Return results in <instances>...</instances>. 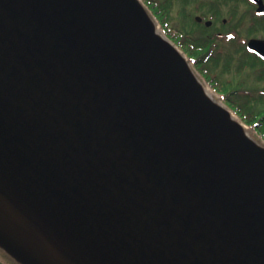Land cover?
Returning <instances> with one entry per match:
<instances>
[{
  "label": "water",
  "instance_id": "95a60500",
  "mask_svg": "<svg viewBox=\"0 0 264 264\" xmlns=\"http://www.w3.org/2000/svg\"><path fill=\"white\" fill-rule=\"evenodd\" d=\"M0 247L22 264H264V146L141 0H0Z\"/></svg>",
  "mask_w": 264,
  "mask_h": 264
},
{
  "label": "rangeland",
  "instance_id": "374dc122",
  "mask_svg": "<svg viewBox=\"0 0 264 264\" xmlns=\"http://www.w3.org/2000/svg\"><path fill=\"white\" fill-rule=\"evenodd\" d=\"M165 1V0H160ZM172 5L170 9V17L167 22V28L174 33H185L189 38L195 37V38H201V42H207V39L205 37V34L207 32V29L205 26L201 23L200 25H197L196 22V16L197 15H203V11H200V9L195 8L197 6H202L205 1L202 0H171ZM186 1V2H185ZM215 3L220 4L219 1H215ZM222 5V4H221ZM223 8L225 14L223 15L224 18L228 19L227 27H230L232 25L233 18L230 17L232 15V3L229 5H223L220 6V8ZM246 5L243 3L241 4L242 11ZM151 13V12H150ZM188 14L184 15V14ZM246 19H243L240 23H252L251 17L245 15ZM208 18H211L208 16ZM256 20V19H255ZM234 23V21H233ZM257 25L254 26L258 31H254V35L256 37H264V24L256 23ZM160 28L162 31L167 34L166 31L163 29V26L160 25ZM247 29H240L239 30V37L235 34V37L237 38L236 41L238 45L244 43V41H247ZM188 32L190 34H188ZM224 37V36H223ZM205 38V39H204ZM216 47H212V57L208 61L204 62V68L209 71V73H212V75H215V78L217 80H233L237 81H243L244 83V91L238 92L237 99L241 102H248V95H252L254 97H259L264 93L263 87L264 83L258 80H256V76H258L259 72L264 73L263 70H259L254 73V68L250 67L249 63L247 61L249 60L250 56L245 57L248 53L246 48H244L242 51L239 50L236 52L237 45L232 42V39L229 38V35L224 38H220L215 40ZM174 43H176L174 41ZM177 44V43H176ZM178 45V44H177ZM176 46V45H175ZM180 48V46L178 45ZM243 48V46H240ZM182 49V48H181ZM181 51V50H180ZM182 52V51H181ZM183 53V52H182ZM184 54V53H183ZM185 55V54H184ZM186 57V55H185ZM187 58V57H186ZM188 59V58H187ZM189 61V60H188ZM190 65L194 72L198 75L199 79L204 83L206 89L211 93V95L216 98L219 102H223V98L218 92L214 89V86L202 75V73L195 67V64L193 62H190ZM203 68V67H202ZM261 87V88H260ZM214 90H213V89ZM243 89V88H242ZM239 102V103H240ZM226 104V103H225ZM257 105V104H256ZM228 110V106L224 105ZM230 111V110H229ZM231 114L237 118V114H235L232 110L230 111ZM238 119V118H237ZM239 120V119H238ZM247 132L251 137L256 139L257 142L264 145V142L262 141L263 137L262 135H259L255 131H252L249 127H246Z\"/></svg>",
  "mask_w": 264,
  "mask_h": 264
},
{
  "label": "trees",
  "instance_id": "16d2710c",
  "mask_svg": "<svg viewBox=\"0 0 264 264\" xmlns=\"http://www.w3.org/2000/svg\"><path fill=\"white\" fill-rule=\"evenodd\" d=\"M144 2L148 5L149 9L160 21L168 36L187 53L188 57L191 60L194 61L195 67L199 69L202 75H204V77L208 79V81L214 86V89L222 96L225 103L235 113H237L246 124L250 125L253 131L258 133L259 135H262V137L264 138V93H262V95H260L258 98L247 94L248 102H240L237 99V95L239 94L238 92L244 91L243 81H239L238 83L237 81L233 80H217V78H215V75H212V73H209V71L204 68V62L211 59L213 52L211 47L213 45H211L208 38L206 37L208 35L205 36L207 42H201V38H189L185 33H174L173 31L169 30L167 28V22L170 17V9L172 5L171 0H165L163 2L160 0H144ZM195 8L198 9L199 6H195ZM184 15L188 16L187 13ZM256 23L263 24L264 22L262 20L256 19ZM196 24L200 25L197 22ZM256 30L258 31V29ZM188 34L190 33L188 32ZM216 37L217 34H214V38ZM214 47H216V45ZM238 48H240L239 50L241 51L243 50L242 47L237 46L236 52L238 51ZM248 53L249 54H247L245 57L252 55L250 54V52ZM247 63L252 64L251 59H249Z\"/></svg>",
  "mask_w": 264,
  "mask_h": 264
},
{
  "label": "flooded vegetation",
  "instance_id": "af4514ba",
  "mask_svg": "<svg viewBox=\"0 0 264 264\" xmlns=\"http://www.w3.org/2000/svg\"><path fill=\"white\" fill-rule=\"evenodd\" d=\"M204 1H205L204 4L202 6H199L200 11L204 12L203 15H200L202 16L203 19L199 23L203 24L207 29L208 36L206 37L208 38L211 45L213 46L216 45V42L214 41L216 40L214 38V34H217L219 37H222L225 32H228L231 33L232 36H235V34L236 35L239 34L240 29L244 28L247 29L246 32H248L246 35L249 34L252 35L251 37H248L247 40V47H248L249 40L253 37H256L254 36V30H251L255 28L254 27L256 22L255 19H259L264 22V12L262 13L258 12L259 4L255 0H231L232 3L231 16L233 18L234 23L232 21V25L230 27H227L228 19L223 17L225 12L222 7L220 8V6L223 5L225 6L227 4L226 3L222 5L217 4L213 0H204ZM242 3L246 5L243 11L240 8ZM262 4L264 5V0H262ZM245 15L251 17L252 23L250 24L248 23V25L246 23H240L242 22L243 19H246ZM208 16H210L211 18H208ZM196 20H198V17L196 18ZM207 21H210V24H208ZM249 59H251L252 61V64L249 65L250 67H253L255 69L254 70L255 74L259 70L261 71L264 69V56H261L256 52H254V55L250 56ZM255 79L258 80L259 83L260 81L264 83V73L259 72L258 76H256ZM262 87L264 88V86ZM0 264H22V263H20L18 260H16L13 256H11L8 252H6L0 247Z\"/></svg>",
  "mask_w": 264,
  "mask_h": 264
},
{
  "label": "bare ground",
  "instance_id": "6f19581e",
  "mask_svg": "<svg viewBox=\"0 0 264 264\" xmlns=\"http://www.w3.org/2000/svg\"><path fill=\"white\" fill-rule=\"evenodd\" d=\"M162 33V32H161ZM163 34V33H162ZM208 91V90H207ZM207 94H208V96L210 97V98H212V99H214V97L211 95V93L208 91L207 92ZM216 102H218L219 104H221L222 105V103L221 102H219V101H217L216 100ZM224 106V105H223ZM247 132V131H246ZM247 134H248V132H247ZM249 135V134H248Z\"/></svg>",
  "mask_w": 264,
  "mask_h": 264
}]
</instances>
